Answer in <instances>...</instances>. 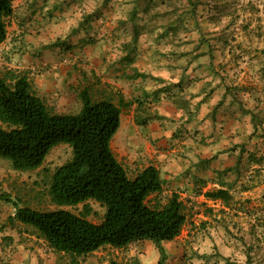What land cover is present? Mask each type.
<instances>
[{
  "label": "rangeland",
  "instance_id": "1",
  "mask_svg": "<svg viewBox=\"0 0 264 264\" xmlns=\"http://www.w3.org/2000/svg\"><path fill=\"white\" fill-rule=\"evenodd\" d=\"M138 1L66 0L63 10L58 11L39 0V8L32 14L35 20L43 24L58 19L60 26L56 29L47 26L37 32L21 29L14 35L17 32L14 26H22L17 21L19 14L6 19L8 37L0 45V68L25 71L18 67H29L36 56L42 61L50 59L49 68L38 73L41 77L36 81L34 91L52 112L76 114L82 106L79 97L82 89L88 88L94 100L111 98L115 102L118 95H123V88L126 89L115 84V80V83L110 82L111 74L106 75V58L91 59L99 25H105L106 31L98 41H122L111 50L118 59L123 54L114 50L125 53L136 47L133 23L143 24L151 17L162 28L156 29L152 37L139 29L137 41H193L188 48L193 53L203 54L201 65L209 68L208 77L213 79L214 87L225 88L228 101L241 107L243 132L238 140L242 141L244 154L238 170L233 167L228 171L231 173L221 176L228 181L232 195L228 204L206 199L204 193L216 189L208 186L205 192L201 189L197 198H180L185 205L187 221L179 237L161 244L166 253L164 264H264V0H168L159 5L151 0L154 6L150 7H147L149 0H140L137 9L135 3ZM21 3L27 4L29 0H13V6ZM112 25L115 27L111 31ZM57 33L60 38L54 36ZM159 33L161 36H157ZM201 41L200 47L196 48ZM57 44L61 46L60 59L52 54ZM224 45L227 46L222 48ZM24 46L23 58L17 61ZM32 46L40 47L38 55L26 54ZM166 48L168 45H160L159 50ZM116 72L129 73L126 70ZM30 80L34 86L36 79ZM182 83L184 88L187 81ZM142 101V108L147 107L146 112L154 115L145 100ZM137 106L122 109L121 126L112 141L113 152L126 166L130 178L148 159H141L137 168L129 165L128 148L142 153L147 152L148 147L142 146L149 144L151 147L152 144L146 134L151 122L136 120ZM184 110L188 115L191 109L187 110L186 106ZM140 115L145 117L143 111ZM250 154L255 161L249 162ZM71 158L72 149L67 144L55 146L43 165L33 171H15L10 160L0 158V173L12 187H9L10 193L2 189L0 193L13 196L20 206L42 211L65 209L100 223L105 208L94 200L76 206H58L51 200L52 175ZM166 191L163 189L151 195L148 205L165 204L172 195ZM49 255L51 264L69 261L67 256L52 249ZM159 259L156 244L139 241L123 249L103 246L91 255L79 258V264H158Z\"/></svg>",
  "mask_w": 264,
  "mask_h": 264
},
{
  "label": "trees",
  "instance_id": "2",
  "mask_svg": "<svg viewBox=\"0 0 264 264\" xmlns=\"http://www.w3.org/2000/svg\"><path fill=\"white\" fill-rule=\"evenodd\" d=\"M167 1L153 0L157 5ZM139 2L135 3L137 9ZM153 2L149 0L147 7ZM13 13V0H0V45L7 40L6 19ZM133 25L136 47L131 52L138 49L139 29L152 37L156 29L162 28L154 17ZM183 44L186 41H179L173 51L181 55L190 53ZM131 52L125 58L128 63L133 61ZM175 86L183 91L182 81ZM79 97L82 106L78 113H54L35 93L27 71L0 68V158L10 160L15 171H33L43 165L55 146L67 144L72 149V158L52 175L49 188L52 202L58 206H76L94 200L105 208L103 220L95 223L65 209L42 211L20 206L9 195L1 194L15 208V215L8 217V222L18 221L34 227L55 253L68 257L67 264H79V258L106 245L123 249L139 241L156 244L160 251L158 264H164L166 253L161 244L175 240L182 233L187 221L185 205L178 193H173L165 204L148 205V198L163 190L160 170L149 165L130 178L112 149L123 108L136 103L137 121L152 122L162 117L148 114V108H142L143 101L136 98L126 100L118 95L117 102L111 98L94 100L88 88L82 89ZM248 159L255 161L252 154ZM241 160L238 159L236 170ZM228 186L223 182L222 188L208 190L204 196L228 204L232 198Z\"/></svg>",
  "mask_w": 264,
  "mask_h": 264
},
{
  "label": "crops",
  "instance_id": "3",
  "mask_svg": "<svg viewBox=\"0 0 264 264\" xmlns=\"http://www.w3.org/2000/svg\"><path fill=\"white\" fill-rule=\"evenodd\" d=\"M38 1L29 0L27 4L13 6V15L19 14L17 21L22 25L14 26L17 28L14 35H18L21 29L37 32L47 26L50 29L60 26L58 19L43 24L35 20L32 14L39 8ZM65 1L42 0L44 5L58 11L63 10ZM114 27L112 25L109 29L112 31ZM96 31L100 40L106 31L105 25H99ZM54 36L60 38L58 33ZM121 42L97 41L91 49V59L106 58V75L111 74L110 82L115 80V84L126 88L122 91L124 98L145 100L151 110L162 117L148 126L147 139H150L152 144L151 147L149 144L142 146H148L147 152L131 151L128 148V164L137 168L141 159L147 157L148 161L142 169L149 165L156 166L160 170L163 189H167L166 192L170 194L178 193L181 199L197 198L201 189L205 192L207 186L222 188L223 182L228 181L221 176L231 173L226 169L236 167L238 159L244 154L240 145L242 141L238 140L243 132L241 107L236 102L228 101L225 88L214 87L213 79L208 77L209 68L201 65L203 54L193 53L192 49L190 51L188 48L193 41H186L187 44L182 45L184 48L187 46L186 50L190 51L182 55L173 51L178 47L179 41H137L138 49L135 52L128 51L131 52L132 63L125 59L129 53H124L123 50H114L123 54L121 60L117 54L111 53L112 48L115 49ZM164 44L168 45V48L159 50L160 45ZM30 48V52L26 54L38 55L41 51L40 47ZM23 52L25 46L20 50V55H17V61L23 58ZM47 52L51 53L49 50ZM60 52L61 46L57 44L52 54L56 59H60ZM49 63L50 59L42 61L36 56L29 67L18 69L25 68L30 79H36L33 82L35 90L36 81L41 77L38 73H41V70L46 71ZM122 70L129 73L116 72ZM180 81H187L182 92L177 90L178 88H171L176 87ZM163 87L166 88L162 89ZM186 106L187 110L191 109L188 115L184 110ZM181 132L183 133L178 134ZM10 184L11 182L0 173V189L10 193ZM9 197L14 199L13 196ZM10 204L0 196V264H51V248L34 227L18 221L8 222V217L15 215V208Z\"/></svg>",
  "mask_w": 264,
  "mask_h": 264
}]
</instances>
